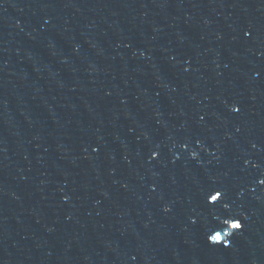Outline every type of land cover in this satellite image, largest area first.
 Here are the masks:
<instances>
[{
  "label": "water",
  "instance_id": "obj_1",
  "mask_svg": "<svg viewBox=\"0 0 264 264\" xmlns=\"http://www.w3.org/2000/svg\"><path fill=\"white\" fill-rule=\"evenodd\" d=\"M0 264H264V0H0Z\"/></svg>",
  "mask_w": 264,
  "mask_h": 264
},
{
  "label": "snow or ice",
  "instance_id": "obj_2",
  "mask_svg": "<svg viewBox=\"0 0 264 264\" xmlns=\"http://www.w3.org/2000/svg\"><path fill=\"white\" fill-rule=\"evenodd\" d=\"M237 227H238V228H240V227H241V225H238Z\"/></svg>",
  "mask_w": 264,
  "mask_h": 264
}]
</instances>
